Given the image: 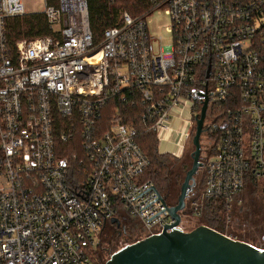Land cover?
Here are the masks:
<instances>
[{
	"label": "built area",
	"instance_id": "built-area-1",
	"mask_svg": "<svg viewBox=\"0 0 264 264\" xmlns=\"http://www.w3.org/2000/svg\"><path fill=\"white\" fill-rule=\"evenodd\" d=\"M156 12L170 20V45L151 35ZM43 14L52 35L12 45L7 22L27 12L22 0H0V264H103L112 219L140 224L133 243L175 223L169 199L144 178L137 129L119 109L100 126L111 98L139 101L159 143L183 115L179 157L208 101L205 187L186 210L199 221L207 202L222 201L230 223L248 180L264 179V0H148L99 43L87 0H45ZM78 137L74 186L59 146Z\"/></svg>",
	"mask_w": 264,
	"mask_h": 264
},
{
	"label": "trees",
	"instance_id": "trees-1",
	"mask_svg": "<svg viewBox=\"0 0 264 264\" xmlns=\"http://www.w3.org/2000/svg\"><path fill=\"white\" fill-rule=\"evenodd\" d=\"M50 5H57L58 0H47ZM90 30L95 42H101L103 33L109 28L121 25L125 13L130 16L140 15L147 11L148 0H87ZM8 38L12 45L19 41H32L52 35L43 13L27 14L23 17L12 18L7 22ZM119 109L124 123L134 126L138 131L137 143L150 160V166L145 172L144 178L154 183L160 194L165 195L171 205H176L174 181L172 170L168 166V157L159 152V141L157 135L149 130L143 121L144 109L139 101L131 97L122 103L120 98H111L103 108L100 126L107 130L109 123L113 120L115 111ZM81 139L78 137L71 144H61L59 150L62 155L70 159V176L73 185L76 186L81 178L84 168V154L80 147ZM177 178V177H176ZM264 196V185L259 190ZM209 207V208H208ZM209 210L208 227L226 234L228 211L222 201H210L206 204ZM124 235V234H122ZM234 238V237H233ZM252 244L248 237L242 235L236 238ZM254 245V244H252Z\"/></svg>",
	"mask_w": 264,
	"mask_h": 264
},
{
	"label": "water",
	"instance_id": "water-1",
	"mask_svg": "<svg viewBox=\"0 0 264 264\" xmlns=\"http://www.w3.org/2000/svg\"><path fill=\"white\" fill-rule=\"evenodd\" d=\"M208 101L203 103L200 115L195 117L194 152L192 166L186 173L176 205L168 208L175 223L154 235L128 245L114 253L105 264H264V249L237 240L206 225L191 231L179 228L187 200L196 187V175L201 164V138L205 132ZM164 202L165 199L161 198ZM113 225H119L112 219Z\"/></svg>",
	"mask_w": 264,
	"mask_h": 264
},
{
	"label": "rangeland",
	"instance_id": "rangeland-1",
	"mask_svg": "<svg viewBox=\"0 0 264 264\" xmlns=\"http://www.w3.org/2000/svg\"><path fill=\"white\" fill-rule=\"evenodd\" d=\"M26 9L27 14H38L43 13L45 9V0H22ZM145 13V12H144ZM141 14V15H144ZM140 15H135L132 17H139ZM149 29L151 35L155 38L162 37V44L164 46L171 44L170 34L167 28L170 26V20L164 12H156L150 19ZM186 114V113H185ZM187 115V114H186ZM186 117V116H185ZM189 119V116L186 117ZM184 116H179L177 119L172 121V133L167 136V138L159 143V152L166 154L168 157V166L172 170L174 182L175 194L173 195L177 199L180 195V188L184 182L186 173L191 169L192 159L191 154L194 152V147L192 144V139L195 135V129L192 130L190 138L187 140L184 146V153L182 156H175L171 153L177 154L180 151L178 146L180 142L179 131L183 128ZM201 162L205 161L209 154V141L202 136L201 138ZM177 177V178H176ZM196 187L194 188L192 194L188 198V202L192 199H199L203 192L206 182V174L204 170H199L195 177ZM264 185V179L254 180L250 178L247 182L246 189L244 192L235 200L232 211L229 214L231 222H225V229L227 235L234 238H241L242 235L246 238L248 237L254 246L264 249V196L260 194L259 190ZM175 203V204H176ZM209 208V207H208ZM209 215V210L202 219L199 221L193 219L190 216L189 210H185L182 213L184 228L187 231H191L196 227L203 225H211L207 218ZM127 221L129 232L127 234L121 235L114 241V246H106L109 248L107 254L100 256L101 262L105 264L110 257L121 250L125 245H131L140 235L142 230L139 223ZM128 221L130 223H128ZM105 243H103L105 246ZM101 254V253H100Z\"/></svg>",
	"mask_w": 264,
	"mask_h": 264
},
{
	"label": "flooded vegetation",
	"instance_id": "flooded-vegetation-1",
	"mask_svg": "<svg viewBox=\"0 0 264 264\" xmlns=\"http://www.w3.org/2000/svg\"><path fill=\"white\" fill-rule=\"evenodd\" d=\"M131 222H135L133 220H129ZM128 221V223H130ZM129 228L127 225V221L120 223L119 225H109L106 226V228L103 230L102 235H101V243H100V256L102 257V255L107 254L109 252V248H107L108 246H114V241L119 238L122 234H127L129 232ZM108 242L105 243L104 246V242ZM107 246V247H106Z\"/></svg>",
	"mask_w": 264,
	"mask_h": 264
},
{
	"label": "crops",
	"instance_id": "crops-1",
	"mask_svg": "<svg viewBox=\"0 0 264 264\" xmlns=\"http://www.w3.org/2000/svg\"><path fill=\"white\" fill-rule=\"evenodd\" d=\"M184 115H185V113H184ZM175 119H177V118H175Z\"/></svg>",
	"mask_w": 264,
	"mask_h": 264
}]
</instances>
